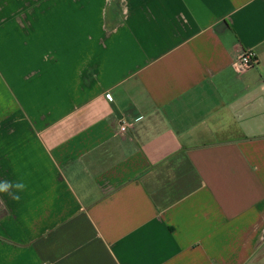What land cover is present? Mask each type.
Here are the masks:
<instances>
[{
    "label": "crops",
    "instance_id": "0c3cea01",
    "mask_svg": "<svg viewBox=\"0 0 264 264\" xmlns=\"http://www.w3.org/2000/svg\"><path fill=\"white\" fill-rule=\"evenodd\" d=\"M5 180L0 264H264V0H0Z\"/></svg>",
    "mask_w": 264,
    "mask_h": 264
},
{
    "label": "built area",
    "instance_id": "2783aa9c",
    "mask_svg": "<svg viewBox=\"0 0 264 264\" xmlns=\"http://www.w3.org/2000/svg\"><path fill=\"white\" fill-rule=\"evenodd\" d=\"M256 64V58L253 52H243L237 60L236 68L239 72L247 71L251 69ZM128 128V124L126 122H122L120 131L121 133L126 132Z\"/></svg>",
    "mask_w": 264,
    "mask_h": 264
},
{
    "label": "clouds",
    "instance_id": "9594fccd",
    "mask_svg": "<svg viewBox=\"0 0 264 264\" xmlns=\"http://www.w3.org/2000/svg\"><path fill=\"white\" fill-rule=\"evenodd\" d=\"M13 189L15 191H13ZM25 189H26V185L22 182L12 183L7 180L0 181V193L9 195L10 198L15 199V200L20 199V197L16 193L22 192Z\"/></svg>",
    "mask_w": 264,
    "mask_h": 264
}]
</instances>
